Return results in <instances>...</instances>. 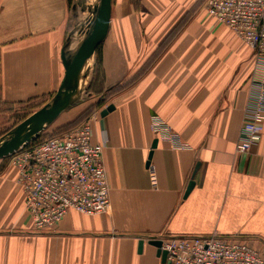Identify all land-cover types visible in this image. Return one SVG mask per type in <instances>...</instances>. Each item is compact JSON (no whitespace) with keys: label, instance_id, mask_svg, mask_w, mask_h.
Instances as JSON below:
<instances>
[{"label":"crops","instance_id":"1","mask_svg":"<svg viewBox=\"0 0 264 264\" xmlns=\"http://www.w3.org/2000/svg\"><path fill=\"white\" fill-rule=\"evenodd\" d=\"M198 1L143 0L138 10L113 0L108 36L81 78L86 99L59 117L72 121L96 106L87 118L97 114L93 142L106 143L112 212L71 210L55 229L37 232L17 171L0 162V264H163L149 241L167 235L238 237L264 252V132L249 152L237 151L264 58L198 10L139 74L147 12H163L164 42ZM71 25V0H0V104L45 105L55 96ZM154 115L175 142L154 133Z\"/></svg>","mask_w":264,"mask_h":264},{"label":"built area","instance_id":"2","mask_svg":"<svg viewBox=\"0 0 264 264\" xmlns=\"http://www.w3.org/2000/svg\"><path fill=\"white\" fill-rule=\"evenodd\" d=\"M204 8L209 17L264 58V0H208ZM257 87L237 144L240 153L249 152L264 132V81ZM92 119L29 147L35 140L7 158L8 167L17 171L25 210L37 232L55 229L71 210L86 216L112 212L106 143L93 142ZM151 126L158 137L175 142L172 127L159 116L152 117ZM155 239L162 242L165 264H264V252L238 237L167 235Z\"/></svg>","mask_w":264,"mask_h":264},{"label":"water","instance_id":"3","mask_svg":"<svg viewBox=\"0 0 264 264\" xmlns=\"http://www.w3.org/2000/svg\"><path fill=\"white\" fill-rule=\"evenodd\" d=\"M112 7L113 0H100L94 18L89 25L90 30L78 49L71 56L67 55L65 51L62 53L65 77L53 100L24 120L8 138L0 141V160L7 159L21 148L37 140L46 125L59 119L65 111L78 102L82 94L81 78H86L88 72L83 74L84 68L108 36ZM113 109L114 106L109 105L102 111L101 116H106ZM155 147L156 143L153 145V148ZM197 170L198 166L194 171L193 179ZM193 185L192 181L187 193L190 192ZM149 243L158 249V255L161 257L162 263L165 264L166 253L161 251L162 242L152 238Z\"/></svg>","mask_w":264,"mask_h":264},{"label":"rangeland","instance_id":"4","mask_svg":"<svg viewBox=\"0 0 264 264\" xmlns=\"http://www.w3.org/2000/svg\"><path fill=\"white\" fill-rule=\"evenodd\" d=\"M145 1V0H144ZM208 0H199L194 6L195 9H191L187 15L181 20L179 26H177L170 34L166 37V40L163 42V12L158 13L157 16L153 17V13L147 12L148 20H146L145 26L148 25V31L146 30V34L143 36L147 40V43L141 45L142 49L140 55H145V63L140 69L139 74H143L144 71H147L154 62L158 60L160 56L164 54V52L168 49V47L172 44V42L178 36V32L183 27L182 25L189 18L194 16L196 12L199 10H204L205 5ZM149 1L148 3H150ZM153 3V2H152ZM100 4V0H71L72 6V25L71 32L69 34V38L67 40V54L72 55L71 53L79 43L83 41L88 31L90 30L89 25L91 24L92 19L94 18L95 10ZM136 9H143V0H132V3ZM163 4V2H162ZM157 13V12H156ZM206 13V12H205ZM151 15V16H150ZM160 18V19H159ZM211 18V17H210ZM214 24L220 25L215 22L213 18H211ZM162 21V22H161ZM151 25V26H150ZM143 39V38H142ZM156 41L158 43H154ZM101 51V45L97 48L95 55H99ZM138 73V72H137ZM137 75V78L139 76ZM86 88L82 90L81 99H86L85 96ZM83 97V98H82ZM54 98V97H53ZM52 99L48 101L51 102ZM88 98V96H87ZM80 100V99H79ZM78 100V102H79ZM46 105V104H45ZM43 103L39 105L31 104V105H23V106H14L10 107L7 105L0 104V141L4 138H8L10 134H12L17 127L28 117H30L34 112L45 106ZM76 105V104H75ZM74 106V105H73ZM72 106V107H73ZM71 109V108H70ZM64 116L60 119H57L51 124L45 126L42 130L40 137L35 141V143H31L30 146L34 144H39L45 141L48 138L61 135L67 131H70L78 126H80L84 121L88 120V116L84 118H76L74 120L65 121L63 120ZM1 164L7 165L9 163L8 159L0 160ZM28 224L32 226V221L28 218Z\"/></svg>","mask_w":264,"mask_h":264},{"label":"trees","instance_id":"5","mask_svg":"<svg viewBox=\"0 0 264 264\" xmlns=\"http://www.w3.org/2000/svg\"><path fill=\"white\" fill-rule=\"evenodd\" d=\"M138 75V74H137ZM128 84V83H127ZM127 84H125L124 86H126ZM124 86H122V87H124ZM121 87V88H122ZM93 92H96V91H98V88H97V86L95 85L94 87H93ZM89 92H90V89H89ZM97 94H99V92L97 93ZM101 94V93H100ZM103 103V100H100L99 101V103H98V106H100L101 104ZM95 107L96 106H93V107H91L89 110H87L84 114H82L81 116H79V118H84L85 116L87 117V116H89L92 112H93V110L95 109ZM78 118V119H79Z\"/></svg>","mask_w":264,"mask_h":264},{"label":"bare ground","instance_id":"6","mask_svg":"<svg viewBox=\"0 0 264 264\" xmlns=\"http://www.w3.org/2000/svg\"><path fill=\"white\" fill-rule=\"evenodd\" d=\"M87 65V64H86ZM86 80V79H85Z\"/></svg>","mask_w":264,"mask_h":264}]
</instances>
